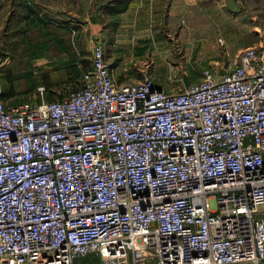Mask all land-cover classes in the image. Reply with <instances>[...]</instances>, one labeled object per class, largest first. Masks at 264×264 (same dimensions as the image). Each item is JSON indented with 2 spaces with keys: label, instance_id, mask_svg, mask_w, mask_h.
<instances>
[{
  "label": "built area",
  "instance_id": "1",
  "mask_svg": "<svg viewBox=\"0 0 264 264\" xmlns=\"http://www.w3.org/2000/svg\"><path fill=\"white\" fill-rule=\"evenodd\" d=\"M87 256L264 264V27L177 92L118 84L98 43L59 100L7 104L0 83V264Z\"/></svg>",
  "mask_w": 264,
  "mask_h": 264
},
{
  "label": "crops",
  "instance_id": "2",
  "mask_svg": "<svg viewBox=\"0 0 264 264\" xmlns=\"http://www.w3.org/2000/svg\"><path fill=\"white\" fill-rule=\"evenodd\" d=\"M112 1L0 0V68L13 44H19L17 49L24 50V55L39 57L48 54L47 41H55L62 50L65 41L79 37L91 51L97 43L102 46L111 75L122 84L138 78L142 58L167 53L174 35L180 40L218 34L223 44L224 35L229 48L240 52L251 45L243 42L245 38L232 36L252 33L257 41L261 27L245 0H128L121 13L101 9ZM243 14L249 15V28ZM238 39L243 41L236 43ZM11 99L4 96L7 104L14 103ZM87 258L76 264H90Z\"/></svg>",
  "mask_w": 264,
  "mask_h": 264
},
{
  "label": "rangeland",
  "instance_id": "3",
  "mask_svg": "<svg viewBox=\"0 0 264 264\" xmlns=\"http://www.w3.org/2000/svg\"><path fill=\"white\" fill-rule=\"evenodd\" d=\"M243 15L244 23H247L246 28H249L247 21L249 15ZM237 36L241 39L245 38L242 41L247 43V46L256 41V36L252 33H247L245 36L233 35L232 38L235 39ZM219 37L218 34L194 39L186 36L179 40L174 35L168 42L170 49L167 53H163L162 56L142 58L138 78L131 82L143 80L146 74L158 88L166 92H177L188 85L199 83L205 71L212 70L219 76L223 71L234 67L238 62L239 54V51L233 52L229 48L228 40L226 42L224 40L223 44ZM77 38V41L74 37L65 41L64 50L56 48L55 41H47L50 50L45 51L47 55L39 57L24 55V50L17 49L19 44H13L15 47L10 46L7 49L6 55L3 56L5 60L3 68H0V83L8 97L13 98L11 100L14 104L59 100L81 86V74L90 68L91 49L83 39ZM241 39L236 43H241ZM72 66L76 67L79 75L78 73L77 76L72 75ZM39 86L45 87L42 95L37 92ZM87 259L90 264H99L95 258Z\"/></svg>",
  "mask_w": 264,
  "mask_h": 264
},
{
  "label": "trees",
  "instance_id": "4",
  "mask_svg": "<svg viewBox=\"0 0 264 264\" xmlns=\"http://www.w3.org/2000/svg\"><path fill=\"white\" fill-rule=\"evenodd\" d=\"M127 1L128 0H114L112 1L113 3L105 2L100 7L101 9H104L106 7L105 10H107V12L110 14H117V13H121L122 11H124V9L126 8ZM244 3L246 7H248L249 9H251L257 14L259 25L264 27V18H263L264 17V0H245ZM71 71H72V75L74 76H77V73L79 72L77 71L75 66L74 67L72 66ZM4 96H8L5 90H4Z\"/></svg>",
  "mask_w": 264,
  "mask_h": 264
}]
</instances>
